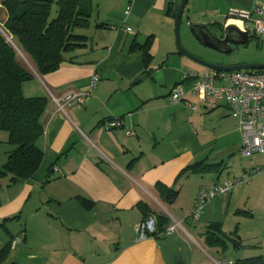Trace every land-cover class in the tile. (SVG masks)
Segmentation results:
<instances>
[{
  "label": "crops",
  "instance_id": "0c3cea01",
  "mask_svg": "<svg viewBox=\"0 0 264 264\" xmlns=\"http://www.w3.org/2000/svg\"><path fill=\"white\" fill-rule=\"evenodd\" d=\"M89 1V26L76 31L87 38L85 46L66 54L58 71L34 72L23 84L26 98L49 100L37 144L44 158L32 179H0V264H210L206 248L222 255L235 234L242 246L237 261L263 257L256 238L248 249L244 237L250 235L246 226L264 228V175L209 203L198 222L191 219L201 187L256 168L238 170L229 158L239 152L242 136L225 104L208 108L192 94L186 100L194 109L171 104L177 85L190 88L185 73L209 70L177 50L175 17L168 11L178 10L182 0ZM255 5L256 0H188L182 20L187 28L223 29L231 24V12H252ZM0 8L3 25L7 12ZM149 39L146 62L138 47ZM239 64L248 63L229 65ZM95 75L99 81L91 89ZM69 92L90 97L82 108L58 112L51 96ZM114 120L123 126L106 130ZM8 141L0 137V169L13 150ZM160 187L175 198L165 201ZM152 215L181 222L189 237L135 242L136 225ZM212 225L228 237L225 252L206 240Z\"/></svg>",
  "mask_w": 264,
  "mask_h": 264
},
{
  "label": "trees",
  "instance_id": "16d2710c",
  "mask_svg": "<svg viewBox=\"0 0 264 264\" xmlns=\"http://www.w3.org/2000/svg\"><path fill=\"white\" fill-rule=\"evenodd\" d=\"M0 4L7 12L0 30V132L8 134V144L13 147L0 169V179L11 176L12 183H22L32 179L43 162L37 144L45 132L43 118L49 107L47 98H26L23 84L34 78V72L45 76L58 71L66 54L85 46L87 38L76 31L89 26L92 7L89 0H0ZM54 4L57 16L51 20ZM176 12L177 8L170 7L168 14L176 17ZM150 47L151 39L138 47L146 62ZM159 190L167 202L176 196L165 187ZM155 217L159 231H164L169 220L163 215ZM220 228L212 225L206 240L225 252L228 237ZM235 237L233 248L239 250L242 246ZM232 264H264V256Z\"/></svg>",
  "mask_w": 264,
  "mask_h": 264
},
{
  "label": "built area",
  "instance_id": "2783aa9c",
  "mask_svg": "<svg viewBox=\"0 0 264 264\" xmlns=\"http://www.w3.org/2000/svg\"><path fill=\"white\" fill-rule=\"evenodd\" d=\"M229 18L231 23L239 24L243 31H248L245 24L251 23L254 35L257 38L264 37V0H256L252 12L233 11ZM0 30L3 31V25H0ZM126 31L132 32L130 28H127ZM98 81L99 77L95 75L90 88H96ZM184 82H188L190 88L186 89L183 84L177 85L171 94V104L184 103L187 107L194 109L193 105L186 100L189 94L198 97L200 102L208 108L214 109L225 104L230 109L232 116L239 122L242 136L240 155L243 158H249L255 154L264 155V71H190L185 73ZM89 97V92H69L60 98L51 96V100L56 105L58 112L65 113L67 107L82 108ZM122 126L121 120H114L108 122L105 129L113 130ZM261 172V168H256L250 175L245 174L222 184L201 187L198 191L194 210L191 213L192 221L198 222L200 220L209 203L229 195L237 187L249 184L252 177ZM177 234H184L189 237L181 222L172 219L165 230L161 232L158 228L157 218L149 216L136 225L135 242L139 243L148 239H160ZM1 252L0 247V255Z\"/></svg>",
  "mask_w": 264,
  "mask_h": 264
},
{
  "label": "rangeland",
  "instance_id": "374dc122",
  "mask_svg": "<svg viewBox=\"0 0 264 264\" xmlns=\"http://www.w3.org/2000/svg\"><path fill=\"white\" fill-rule=\"evenodd\" d=\"M1 9V8H0ZM1 14V10H0ZM2 16L4 17V13H2ZM57 16V6L56 4L53 5L52 13H51V20L55 19ZM3 17H0V22H2ZM93 22L95 21L94 19L92 20ZM91 21V22H92ZM2 26V25H1ZM247 30L250 33V40L247 45L245 46H233L231 45L232 48V53L223 56L218 53H215L213 51H210L204 47H202L195 39V37L192 35L190 27H186V21L182 20V24L180 26V42L182 47L191 53L192 55L211 62L215 64H223V65H229V64H234V63H248V64H264L261 63L262 60H264V37L262 38H257L254 33H253V26L251 23H247ZM224 29V28H223ZM223 29H220L219 27H212L213 32L216 34L220 35V33L223 32ZM175 33V32H174ZM176 40V37H175ZM177 45V44H176ZM178 48V47H177ZM178 50V49H177ZM188 59V58H187ZM194 63V62H193ZM0 137H4V135H7L5 132H0ZM231 158L232 162L236 166L238 170H243L249 168H261L262 172L260 174L254 175L252 177V180L250 181L249 184L243 185L241 187H237L236 189L243 188L245 186H248L253 182L255 179L259 178L260 176L264 175V165L262 166L261 164H264V155L260 154H255L249 158H243L240 155V150L239 152L235 153L233 156H229ZM254 166V167H253ZM230 170V169H229ZM253 170L248 171L246 174H251ZM228 172V171H226ZM227 174V173H226ZM226 176V175H225ZM264 199V198H263ZM262 204L264 205V201H262ZM261 223H258L256 226H246V234L249 233L250 235L247 234V237L245 238V244L247 248L249 249L251 246V241H253L256 238V246L258 251L264 249V228L260 227ZM260 233L256 235L255 237H252L253 234ZM250 236V237H248ZM255 241V240H254ZM231 243V244H230ZM229 243V250L228 252L224 254H217L216 251L213 250H208L206 248V251L210 255L211 258V263L210 264H229L230 262H235L239 260L242 256L241 253L233 249L232 242ZM264 251V250H263ZM221 253V252H220Z\"/></svg>",
  "mask_w": 264,
  "mask_h": 264
},
{
  "label": "water",
  "instance_id": "95a60500",
  "mask_svg": "<svg viewBox=\"0 0 264 264\" xmlns=\"http://www.w3.org/2000/svg\"><path fill=\"white\" fill-rule=\"evenodd\" d=\"M188 0H182L175 17V37L176 44L179 53L187 57L192 62L209 70H216L221 72H239V71H264V64H239V65H223L215 64L205 60H202L188 51H186L180 42V26L183 13L187 6ZM192 35L196 41L204 48L218 53L223 56H227L232 53L231 45L233 46H245L250 40V33L243 31L241 27L236 23L226 25L223 32L220 35L211 31L207 26L192 25L190 26Z\"/></svg>",
  "mask_w": 264,
  "mask_h": 264
}]
</instances>
